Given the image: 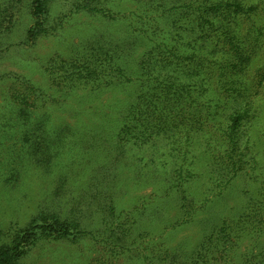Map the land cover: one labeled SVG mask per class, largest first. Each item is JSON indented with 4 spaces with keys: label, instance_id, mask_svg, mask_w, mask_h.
<instances>
[{
    "label": "trees",
    "instance_id": "obj_1",
    "mask_svg": "<svg viewBox=\"0 0 264 264\" xmlns=\"http://www.w3.org/2000/svg\"><path fill=\"white\" fill-rule=\"evenodd\" d=\"M128 1L133 5L123 9L122 0H85L83 12L131 32L91 34L72 56L53 57L59 61L47 66L66 94L100 97L131 87L126 99H95L88 119L78 110L74 125L56 126L60 146L81 137L87 151L101 148L95 183L82 198L65 201L62 178L54 193L59 203L38 207L26 228L0 246V264H17L43 238L88 237L103 264L132 252L146 264H264V0ZM51 2L31 0L25 41L56 31L48 22ZM19 80L12 87L27 86L12 99L18 113L46 108L41 89ZM38 124L45 128L47 119ZM57 143L46 144L47 162ZM128 146L147 149L150 158L138 167L119 153ZM124 170L152 188L130 211L118 202ZM195 226V237L166 244Z\"/></svg>",
    "mask_w": 264,
    "mask_h": 264
},
{
    "label": "rangeland",
    "instance_id": "obj_2",
    "mask_svg": "<svg viewBox=\"0 0 264 264\" xmlns=\"http://www.w3.org/2000/svg\"><path fill=\"white\" fill-rule=\"evenodd\" d=\"M0 4H2L0 20L4 19L7 27L0 41V246H2L8 244L16 232L26 228L25 225L38 212V207L55 206L59 203L58 199L55 203L54 193L62 178L65 179L64 183H67L64 190L67 196L65 201L72 197L82 198L78 195L85 196L82 192H87L85 188L88 184L95 183L90 180L96 177L98 167L103 163H99L101 148L94 147L93 151H87V144L81 142V137L69 138L68 142H73L60 146V135L55 132L58 130L56 126L61 123L74 125L80 119V114H75L78 110L83 113L84 119H88L89 114L95 111L94 104L97 103L95 99L104 103L107 100L126 99L128 94L132 93L131 87H126L127 93H108L100 97L83 90L76 92L67 90L66 94V89L62 90L55 86L47 70L51 60L59 61L53 57L72 56L71 50L82 40L86 41L91 34L108 36L115 34L116 37L120 33L122 36L129 34L131 30L121 29L122 26H110L105 20L93 18L83 12L81 8L85 5V0H52L48 22L53 28L56 26V31L34 42L25 41L26 33L33 25L30 14L31 0H0ZM78 5L80 6L76 7ZM132 5L128 0H122L123 9ZM22 41L25 43L21 44ZM17 78L41 89L46 108L33 111L29 117H23L18 113L19 106L12 99L14 96L26 94L27 84L12 87V81ZM46 119V127L39 128L38 123ZM54 141L58 143L52 151V160L47 162L45 146ZM93 143L96 146L101 145L100 142ZM119 153L125 156L124 159L136 161L138 167L150 158L147 149L139 146L125 147ZM88 159L92 162L90 165L92 169L86 167ZM157 163L167 165V161L164 160H158ZM146 176L147 173L142 178ZM138 178L141 177H138L137 172L132 174L130 170L123 171L121 179L126 180L124 183L126 188L122 190L124 197L118 202L125 210L130 211L138 199L144 198L152 190L150 186L140 185ZM197 187L198 185L194 186L192 195H196ZM242 187L244 185L240 189ZM121 189L122 187L119 189L120 192ZM197 232L198 227H192L188 231L176 234L166 244L176 245L185 237H195ZM189 243L193 245L194 240L191 239ZM141 244L144 245L140 248L147 245L146 241ZM101 254L90 237L75 241L43 238L28 246L17 264H103L105 259ZM132 255L127 258L122 256L120 261L111 262L146 264L136 252H132Z\"/></svg>",
    "mask_w": 264,
    "mask_h": 264
}]
</instances>
